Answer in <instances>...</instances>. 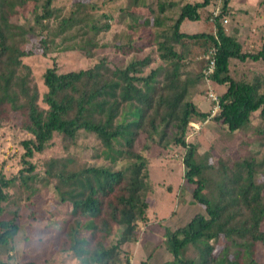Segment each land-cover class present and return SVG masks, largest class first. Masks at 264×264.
I'll return each instance as SVG.
<instances>
[{
	"label": "trees",
	"instance_id": "1",
	"mask_svg": "<svg viewBox=\"0 0 264 264\" xmlns=\"http://www.w3.org/2000/svg\"><path fill=\"white\" fill-rule=\"evenodd\" d=\"M55 1L0 0V122L4 113L20 112L22 127L31 134L21 142L22 168L10 177L0 174V214L1 202L10 198L5 189L20 185L29 199L52 185L60 201L71 205L65 236L73 256L83 264H123L121 246L135 241L138 223L148 219L149 160L135 148L138 137L145 134L147 142L158 141L164 147L173 143L185 149V179L194 185L192 195L206 212H196L176 228L165 227L164 241L172 257L159 264H262L256 249L261 244L264 251V157L232 164L220 161L215 170L218 178L213 179L214 167L207 158L198 162V145L187 141L190 122L211 115L189 99L192 88L205 78L203 69L195 74L189 69L199 51L215 49L216 66L210 79L226 86L212 119L227 126L230 133L247 128L256 111L264 122V78L236 77L231 69L236 60L264 61V45L244 50L237 36L226 30L222 18L229 13L230 0H223L213 31L194 33L182 31V22L204 19L203 8L212 0H159L157 14L143 0H129L128 7L120 11L133 22L110 46L130 60L124 65L111 64L104 55L87 69L60 72L56 64L48 67L43 74L44 106L31 68L22 58L38 51L47 55L50 46L58 44L94 58L97 49L108 47L98 38L110 31L113 18L104 13L106 21L100 24L92 13L98 5L81 9L85 7L81 1L71 2L67 12L56 15ZM29 3L33 5L32 22L26 26L14 23L12 16ZM175 7H179L177 17L168 16L167 11ZM150 15H154L152 22ZM169 20L172 24L165 28ZM151 25L154 32L147 33L140 44L143 30ZM138 29L141 32L136 37L133 33ZM38 34V44L22 45ZM81 131L100 142L92 157L105 160L104 165L83 163L68 155L49 158L44 172L37 171L32 159L50 147L55 134L75 142ZM259 131L264 135V125ZM115 226L117 240L107 246ZM19 230L14 218L0 219V249ZM221 240L223 245L218 244ZM190 247L196 256L190 255ZM0 264L20 263L0 260Z\"/></svg>",
	"mask_w": 264,
	"mask_h": 264
},
{
	"label": "rangeland",
	"instance_id": "2",
	"mask_svg": "<svg viewBox=\"0 0 264 264\" xmlns=\"http://www.w3.org/2000/svg\"><path fill=\"white\" fill-rule=\"evenodd\" d=\"M73 1H81L82 4H85V7L81 5V9L86 8V10L90 9L91 4L98 5V11L92 13L99 19L100 24L106 21L103 16L104 13L113 15V18L109 21L111 23L110 31L101 33L98 38L101 44H107L108 47L97 49L94 58L86 57L81 50H65L61 44L50 46L47 55H43L38 51L33 55L23 57L22 61L31 68L32 78L40 92L39 102L44 106L42 98L47 87L43 81V74L48 67L56 64L60 72L87 69L104 55L109 58L111 64L124 65L130 60V57L115 51L110 46L111 43L120 39L119 37L116 38L117 35H124L128 32L127 26L133 22L132 17L127 15L123 17L120 11L122 6L126 5V8L128 7L129 0H56L55 3L58 8L56 15L67 12L70 3ZM143 1L146 3L145 6L154 10L157 14L159 0ZM222 1L212 0L210 8L215 10L216 5L222 8ZM253 1L257 2V8L264 14V7L259 3L260 0ZM261 2H264V0H261ZM32 6V3L21 6L20 13L14 14L12 21L23 26L32 22ZM178 10L179 7L168 10L167 15L171 17L176 15L175 17H177ZM143 12H140V15L143 16ZM208 13L209 16L207 17ZM203 15L204 21L208 23L209 27L204 23H197L194 27L197 28V31L205 29V26H207L208 31L212 30V24L214 25L213 13L205 10ZM226 17L229 21L227 23L222 21L223 25L226 26L228 32L233 34L231 29L232 19L230 20L229 13ZM153 18L154 15H150L151 22ZM171 24L172 22L169 20L165 28H169ZM262 25L264 26V23ZM140 32V29H138L133 35L138 37ZM151 32H154L152 31V25L143 30L142 35H144L139 43L142 44L144 38L147 37V33L151 34ZM40 37L41 34L33 36L26 45L25 43L22 45L32 46L38 44ZM246 38H248L245 41L247 42V50L251 49L250 44H255L252 50L260 49L264 45V31L261 34L256 33ZM146 51L148 52V49L144 51V54ZM208 53L209 51L196 52L194 62L189 67L192 74L202 71V69L204 71ZM157 63H160V61L158 60ZM231 69L236 77L245 75L246 78L250 79L254 76L264 78V61L254 63L236 60L233 62ZM149 70L150 68L146 69V71ZM225 90V85H219L211 79L204 78L199 85L192 88L189 99L197 104L201 111L212 113L216 102L210 94H215L219 100L220 95ZM1 119L0 174L3 173L6 177H10L18 173L23 166L21 156L24 148L21 142L30 138L31 134L22 127L23 115L20 112H6L1 115ZM263 125L260 111L253 113L247 128L233 133L228 131L227 126H223L219 122L216 123L212 118L209 121L207 119H196L189 124L187 141L198 145L196 160L200 162L207 158L208 164L212 168L214 167L211 174L213 179H216L218 175L215 170L219 168L220 161L232 164L234 161L243 158L262 159L264 157V135H261L259 131ZM99 147L100 142L91 133L81 131L75 142L68 141L57 133L50 147L43 153H36L32 161L37 165V171L40 174L45 170L46 160L51 157L75 155L83 163L104 165L105 160L93 159L92 157L94 149ZM135 148L148 157L152 190L147 196L149 201L148 219L145 222L140 221L138 223L136 240L124 243L121 246V258L123 264L127 262L140 264L142 261H145V264H159L172 257V253L167 249L164 241L165 227L176 228L186 224L196 212L204 214L206 212L192 195L194 185H190L185 179L187 168L183 163L185 149L182 146L169 143L167 147H164L158 141L147 142L145 134H141L135 143ZM261 179L262 175L259 174L258 180ZM5 191L9 192L10 198L1 202L3 212L0 214V219L14 218L19 224L20 230L7 247L3 246L0 249L1 259L20 264L25 262L35 264H83L73 256L68 246V238L65 236V219L68 217L71 205L60 201L52 185L41 188V190L32 194L29 199L27 198L28 191L20 185L5 189ZM262 228L264 229V221ZM118 230V227L115 226V235H111L106 239L107 246L115 243ZM222 243L223 241L218 244ZM189 252L192 256L197 255L193 247H190ZM256 257L260 263L264 264V251L261 244L256 249Z\"/></svg>",
	"mask_w": 264,
	"mask_h": 264
},
{
	"label": "crops",
	"instance_id": "3",
	"mask_svg": "<svg viewBox=\"0 0 264 264\" xmlns=\"http://www.w3.org/2000/svg\"><path fill=\"white\" fill-rule=\"evenodd\" d=\"M195 1H198V0H195ZM259 3H261V5L264 7V2H261L260 0ZM211 5L212 3H210L208 6L203 8V10H209L210 12H212V9L210 8ZM229 9H230L229 11L230 20L232 19L231 29L233 31V34L237 36L238 40L241 42L243 46V49L247 50L246 49L247 42L245 41L248 38L246 37L249 35L250 36L255 35L256 33L261 34V32L264 31V26L262 25V23H264L263 22L264 14L260 12L259 8H257V2H254L253 0H230ZM254 15H256L255 18H254ZM256 17H257V20H256ZM197 23L199 24L204 23L205 25L209 27L208 23H206L204 19L202 18L199 20L185 19L181 24V30L185 32H189V33L207 31V28H206L207 26H205V29L197 31V28L194 27V25ZM213 30H214V26L212 24V31ZM250 46H251L250 50H252L255 47V44L253 45L250 44ZM0 260L6 261L1 258Z\"/></svg>",
	"mask_w": 264,
	"mask_h": 264
},
{
	"label": "built area",
	"instance_id": "4",
	"mask_svg": "<svg viewBox=\"0 0 264 264\" xmlns=\"http://www.w3.org/2000/svg\"><path fill=\"white\" fill-rule=\"evenodd\" d=\"M222 3H223V1H222ZM221 10H222L221 6L216 5V9L212 10L213 19H214V17L218 16L221 13ZM222 21L224 23H227L229 21L228 18L226 17V15L223 16ZM215 52H216L215 49H212L206 55V59L208 61V64H207L206 68L204 69V73H205V78L207 80H210V74L213 73L215 70V66H216L215 58H214ZM210 95H211L212 99L216 102V105L214 106V110L212 111L211 115L208 117L207 120L212 118L215 115V113L219 110V100H218L217 96H215V94H213V93H211Z\"/></svg>",
	"mask_w": 264,
	"mask_h": 264
}]
</instances>
